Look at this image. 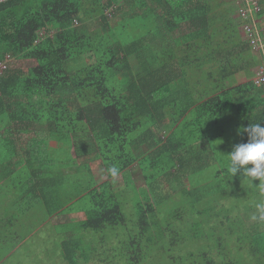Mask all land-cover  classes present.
Returning <instances> with one entry per match:
<instances>
[{"label": "trees", "instance_id": "1", "mask_svg": "<svg viewBox=\"0 0 264 264\" xmlns=\"http://www.w3.org/2000/svg\"><path fill=\"white\" fill-rule=\"evenodd\" d=\"M263 14L262 8L256 18ZM239 28L221 0L0 4V64L10 58L34 63L24 72L10 65L0 72V178L12 186L20 214L35 209L47 216H80L38 230L46 232L48 243L55 236L66 264L88 261L87 232L123 226L122 189L112 186L119 176L132 191L136 223L148 240L164 232L156 212L174 195L164 190L167 178L184 177L186 185L177 192L187 197L195 214L208 216L215 203L232 197V183L246 178L227 172L225 155L246 142L238 128L264 126V84L256 86L252 74L264 63L251 54ZM76 61L83 66L73 69ZM34 125L48 129L33 131ZM29 132L33 136L26 148H19ZM54 149L57 161V155L51 156ZM72 154L85 160L87 171L99 162L106 179L96 183L77 172L76 186H69L73 175L61 169ZM211 159L214 163H208ZM135 165L146 186L139 191L127 176ZM110 167L118 169L116 176ZM210 170L214 174L204 182L201 177ZM232 226L228 231L234 241H248L256 264H264V223L256 221L244 234ZM70 232L74 235L59 243ZM30 234L35 233L22 234L18 253L36 243ZM195 238L203 244L199 254H189L188 264H240L237 255L216 263L204 238L199 233ZM133 254L137 258L138 252Z\"/></svg>", "mask_w": 264, "mask_h": 264}, {"label": "rangeland", "instance_id": "2", "mask_svg": "<svg viewBox=\"0 0 264 264\" xmlns=\"http://www.w3.org/2000/svg\"><path fill=\"white\" fill-rule=\"evenodd\" d=\"M257 1L260 3V0ZM240 2L241 0H221L227 16L235 20L239 27L242 25V20L239 16ZM261 5L264 10V2ZM252 24L264 36V14L260 18H255ZM96 26V24H93L92 28ZM239 31L242 39L245 40L240 28ZM177 35L178 33H174L172 37L175 38ZM261 38L264 39V37ZM33 64V62L13 60L12 58L8 59L7 62V65L19 68L23 72ZM82 66L81 61L71 64L73 69ZM259 69L260 66L252 69L254 77L260 74L261 71ZM32 129H34L33 131L41 129L46 132L48 128L34 125ZM164 133L165 131L163 130V135ZM31 136H33L32 132L22 135V140L18 147L21 149L26 148V140ZM63 144L64 148L67 149V143L63 142ZM57 148L61 149L62 146L60 147L59 145ZM54 155H57L55 157V161H57L60 156L59 153H55V149L51 156ZM75 158H77V155L72 154L73 161L69 160L66 162L68 166L63 165L65 166L61 169L63 174L73 175L77 172H85L96 183L103 182L106 179L99 162H94L89 171H87L85 160L83 158H77L78 160ZM60 162H63L62 159L61 161L59 160V164ZM208 163H214V161L211 159ZM212 172L210 170L201 177L204 182L212 177ZM76 176H72L69 186H76ZM127 176L132 186L138 191L141 188H146L143 176L137 165L128 171ZM258 183V180H253L254 185ZM184 184L186 185L184 177L175 180L172 176L167 178L165 183L162 184L164 190H170V194L174 195L156 212V222L159 223V229H163V234L161 237L148 240L150 236L141 232L136 223V215L134 213L136 202H133L132 191L125 189V177L119 176L113 180V188L122 189L119 202L126 220L121 227L105 229L95 235L89 232L85 235L82 234L84 244H89L90 249L88 251V261L82 263L80 260L78 264H188L189 254H199L197 248L202 242L195 238L197 233L208 244L206 246L207 252L216 263L235 260L237 258L235 255H237L240 264H256L257 257L250 254L251 248L248 245V241L241 240V244H237L238 242L234 241L228 229L233 225L232 230L234 232L241 234H244V231L251 232L256 223V220L252 219V216L256 214L255 205L259 202H264V194L260 193L259 189L245 178L232 183L230 187L232 197L215 203L213 212L209 216L198 215L195 214L192 206L187 202V197L177 192ZM12 191L14 190L9 185L8 180L5 181L0 178V264H66L60 255L58 245L55 244V236H49L51 243H48L45 238L46 232H38V230L41 228L52 229L58 225L67 224L72 219H80V216L77 214L47 216L41 211L39 214L35 209L30 214H20L17 211L16 201H12ZM233 196L235 197L233 198ZM238 197L242 199L235 200ZM78 206H80L79 203ZM13 216L16 217L13 224L8 223ZM224 218H228L229 221H224ZM32 224H38L41 227L34 230V228H29ZM28 231L35 233L36 243L26 245L23 251L18 253V246L22 244V234L28 233ZM155 232L156 229L152 228L151 235H154ZM34 235L30 234V237ZM73 235V232H70L69 235L58 238L59 243L68 236L72 237ZM41 244L43 245L41 246ZM134 251L138 252L137 258L133 254ZM198 254H195V256H198ZM11 256L14 257L10 259ZM220 258L224 259V261H221Z\"/></svg>", "mask_w": 264, "mask_h": 264}, {"label": "clouds", "instance_id": "3", "mask_svg": "<svg viewBox=\"0 0 264 264\" xmlns=\"http://www.w3.org/2000/svg\"><path fill=\"white\" fill-rule=\"evenodd\" d=\"M237 133L246 134V142L235 144L226 157V170L231 176L238 173L246 177L250 183L258 180V184H253L264 194V126L260 123L248 124L247 127L237 129ZM250 165V167H249ZM110 175L116 176L118 169L110 167ZM256 214L253 220L264 223V202L255 205Z\"/></svg>", "mask_w": 264, "mask_h": 264}, {"label": "built area", "instance_id": "4", "mask_svg": "<svg viewBox=\"0 0 264 264\" xmlns=\"http://www.w3.org/2000/svg\"><path fill=\"white\" fill-rule=\"evenodd\" d=\"M240 12L239 16L242 20V25L240 27L244 41L249 45L251 53L259 58H262L264 63V39L261 37L263 34L253 26V21L256 15L261 11L262 7L257 0H241L240 2ZM260 28V27H258ZM42 35L41 33L39 34ZM6 64H0V72L6 69ZM260 74L255 77V85L260 86L264 84V66L259 69Z\"/></svg>", "mask_w": 264, "mask_h": 264}, {"label": "water", "instance_id": "5", "mask_svg": "<svg viewBox=\"0 0 264 264\" xmlns=\"http://www.w3.org/2000/svg\"><path fill=\"white\" fill-rule=\"evenodd\" d=\"M6 1H8V0H0V4H1V3H4V2H6Z\"/></svg>", "mask_w": 264, "mask_h": 264}, {"label": "crops", "instance_id": "6", "mask_svg": "<svg viewBox=\"0 0 264 264\" xmlns=\"http://www.w3.org/2000/svg\"><path fill=\"white\" fill-rule=\"evenodd\" d=\"M191 116H189L188 118H190Z\"/></svg>", "mask_w": 264, "mask_h": 264}]
</instances>
